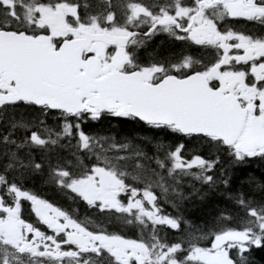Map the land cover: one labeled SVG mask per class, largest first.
<instances>
[{
	"label": "snow or ice",
	"instance_id": "obj_1",
	"mask_svg": "<svg viewBox=\"0 0 264 264\" xmlns=\"http://www.w3.org/2000/svg\"><path fill=\"white\" fill-rule=\"evenodd\" d=\"M249 163L264 0H0V264H253Z\"/></svg>",
	"mask_w": 264,
	"mask_h": 264
},
{
	"label": "trees",
	"instance_id": "obj_2",
	"mask_svg": "<svg viewBox=\"0 0 264 264\" xmlns=\"http://www.w3.org/2000/svg\"><path fill=\"white\" fill-rule=\"evenodd\" d=\"M124 130L125 129H121V131ZM262 171L264 170H262L257 163H249L236 167L233 173V178L238 180L243 175L249 172L259 174ZM34 190L37 191L38 194H40L44 198L49 199L52 202L61 204L64 202L63 197H61L58 193H56L53 189L49 188L48 186L40 184L39 181H37ZM195 203V207L187 209V216L193 223L200 224L204 220V212L207 210L208 206L198 201ZM164 207L170 211V209L167 208V205H165ZM252 261L253 264H264V248L256 249L253 251Z\"/></svg>",
	"mask_w": 264,
	"mask_h": 264
}]
</instances>
